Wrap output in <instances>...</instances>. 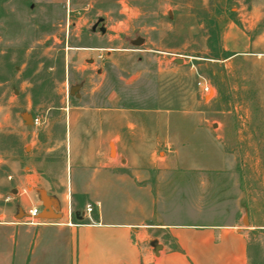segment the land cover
Returning a JSON list of instances; mask_svg holds the SVG:
<instances>
[{"label": "rangeland", "instance_id": "1", "mask_svg": "<svg viewBox=\"0 0 264 264\" xmlns=\"http://www.w3.org/2000/svg\"><path fill=\"white\" fill-rule=\"evenodd\" d=\"M97 153L161 180L162 221L240 222L264 264V0H0V264H19L14 223L20 264L62 263L66 234L26 218L41 191L56 228L70 208L136 209L135 186L81 185Z\"/></svg>", "mask_w": 264, "mask_h": 264}, {"label": "crops", "instance_id": "2", "mask_svg": "<svg viewBox=\"0 0 264 264\" xmlns=\"http://www.w3.org/2000/svg\"><path fill=\"white\" fill-rule=\"evenodd\" d=\"M101 157L102 161L81 185L89 191L117 183L135 186L140 191L139 199L135 200L137 207L134 210L98 208L94 215L83 210L76 219L64 214L59 228L50 226L52 219L39 220L42 222L39 225L44 226L39 229V237L56 231L66 234L63 241L49 247L58 254L61 264H248L249 231L243 224L208 220L200 214L193 221H162L157 205L164 197L154 189L161 186V180L159 184L147 183L149 178L139 174L138 181L146 183L137 184L130 175L115 173L118 167H128L129 163L105 161L104 153L98 159ZM26 203L23 201L22 205L27 206ZM73 205L78 210L82 208L78 200H73ZM13 225L10 228L20 264L25 254L24 246L20 247L23 231L20 223ZM29 225L38 226V223ZM153 236H161L158 243L153 241L157 239ZM156 244L162 245L158 254ZM3 258L0 256V262Z\"/></svg>", "mask_w": 264, "mask_h": 264}, {"label": "water", "instance_id": "3", "mask_svg": "<svg viewBox=\"0 0 264 264\" xmlns=\"http://www.w3.org/2000/svg\"><path fill=\"white\" fill-rule=\"evenodd\" d=\"M103 21H104L103 17L99 18V20L92 27V30L96 31L97 26L100 23H102ZM105 30L106 29H105L104 26L100 27V31L101 32H105ZM144 40H145L144 37H140L139 36L136 39L132 40V43L138 45L140 42H143ZM75 90H76V87H73L71 89V94H75ZM24 120L26 122H28V121H31L32 118L28 114H26V115H24ZM113 153H114V144H111V146H110V154H113ZM40 197H41V200H42V210L37 216L39 219H55V218L57 219L59 217H62V214L59 211L58 202L53 197H51L46 191H41ZM21 212H22V210L19 211V213H21ZM243 222L244 223L246 222V218L245 217H244ZM161 247H162L161 244H156L155 245L156 254L159 253V248L161 249Z\"/></svg>", "mask_w": 264, "mask_h": 264}, {"label": "built area", "instance_id": "4", "mask_svg": "<svg viewBox=\"0 0 264 264\" xmlns=\"http://www.w3.org/2000/svg\"><path fill=\"white\" fill-rule=\"evenodd\" d=\"M202 89L204 92H209L210 87L207 84L202 85ZM92 208H88V212H91ZM41 212V206H33L28 210L27 219L29 224H36L40 220L37 216ZM72 211L69 209V216L71 217Z\"/></svg>", "mask_w": 264, "mask_h": 264}, {"label": "flooded vegetation", "instance_id": "5", "mask_svg": "<svg viewBox=\"0 0 264 264\" xmlns=\"http://www.w3.org/2000/svg\"><path fill=\"white\" fill-rule=\"evenodd\" d=\"M100 24H101V23H100ZM98 27H99V29H100V26H99V25L97 26V28H98ZM74 87H76V90H75V96H78L79 88H80V87H79V86H74ZM72 88H73V87H72ZM72 88H71V89H72ZM70 93H71V90H70Z\"/></svg>", "mask_w": 264, "mask_h": 264}, {"label": "bare ground", "instance_id": "6", "mask_svg": "<svg viewBox=\"0 0 264 264\" xmlns=\"http://www.w3.org/2000/svg\"><path fill=\"white\" fill-rule=\"evenodd\" d=\"M114 153H115V146H114Z\"/></svg>", "mask_w": 264, "mask_h": 264}]
</instances>
